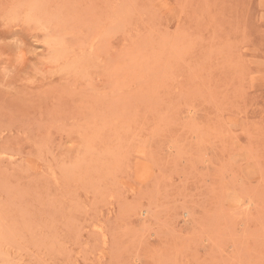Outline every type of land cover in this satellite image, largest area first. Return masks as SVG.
I'll return each instance as SVG.
<instances>
[{
	"label": "rangeland",
	"instance_id": "374dc122",
	"mask_svg": "<svg viewBox=\"0 0 264 264\" xmlns=\"http://www.w3.org/2000/svg\"><path fill=\"white\" fill-rule=\"evenodd\" d=\"M0 235V264H264V0H0Z\"/></svg>",
	"mask_w": 264,
	"mask_h": 264
},
{
	"label": "bare ground",
	"instance_id": "6f19581e",
	"mask_svg": "<svg viewBox=\"0 0 264 264\" xmlns=\"http://www.w3.org/2000/svg\"><path fill=\"white\" fill-rule=\"evenodd\" d=\"M21 21H22V20H21ZM148 210H149V209H148ZM143 211H144V210H143ZM145 211H146V209H145ZM145 211H144V212H145ZM0 236H2V235H0ZM0 255H1V254H0Z\"/></svg>",
	"mask_w": 264,
	"mask_h": 264
}]
</instances>
